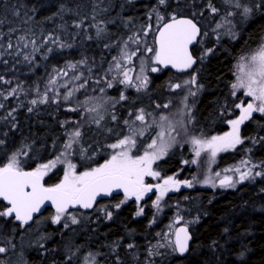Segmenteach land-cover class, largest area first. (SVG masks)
Wrapping results in <instances>:
<instances>
[{
	"label": "trees",
	"instance_id": "1",
	"mask_svg": "<svg viewBox=\"0 0 264 264\" xmlns=\"http://www.w3.org/2000/svg\"><path fill=\"white\" fill-rule=\"evenodd\" d=\"M242 1L241 4H244ZM209 3L220 12L212 13ZM61 4L72 11L54 15L59 12ZM223 4L224 0H167V6L159 5L158 0H0V77H3L0 80V92L4 93L0 96V104L3 105L0 107V141H3L0 144V167L6 165L10 157L17 153L20 166L31 170L54 160L65 151L67 133L80 123V115L69 109L76 108V99L79 98L87 100V105L91 106L102 83L110 81L113 76H119L117 71L113 73L108 67L112 57L117 55L114 49L124 37V40L132 37V41H135L134 38L144 35L145 28H135L134 25L147 22L148 17L157 18L153 9H158L164 20L173 15L188 16L211 28L215 23L214 15L224 14L225 10L237 11L230 5L223 9ZM254 4L251 2L248 6ZM193 13L196 15L193 16ZM227 18L232 21L235 38L223 35L216 41V37L213 39L208 35L201 37L198 45L192 49L193 54L198 56L195 69L198 70L197 77L203 86V93L197 103L198 120L202 124H210L217 118L218 132L224 129L225 117H220L215 108L220 109L226 99V87L232 78V65L243 51L255 47L264 34V9H254L248 19L242 21H237L234 15ZM81 20L82 26L75 27V23ZM96 24L105 29L99 38L94 27ZM21 36L25 37L23 41L19 39ZM145 36L148 44L146 47H152L150 31ZM9 43L12 44L11 48L8 47ZM61 43L65 47L61 48ZM25 44L27 47H24ZM136 49L139 48L134 47L132 51ZM146 49H139L132 60H139L145 55L151 58L152 54ZM207 49L213 51L205 56ZM25 55L29 60L24 59ZM82 60L85 62L79 63ZM125 63L124 68H127ZM70 64H75L76 68L71 69ZM63 72H67V75H63ZM165 73L154 75L153 81L159 83L168 76ZM75 76L80 77L78 83L73 81L77 80L73 79ZM52 79L56 81L54 84L50 83ZM91 83L95 88H92ZM81 84L86 88H80ZM13 88H16V93L9 96ZM69 91L73 95L65 100L64 96ZM45 93L48 100L41 103ZM103 93L111 99L117 95V91L112 89ZM34 99L37 103L32 105ZM29 108H32L31 112ZM109 121L113 123L111 117ZM80 124L82 131L95 132V142L101 141V136L96 133L98 126L87 124L84 127ZM241 137L243 143L219 155L217 166L234 164L245 158L248 166L256 167V172L262 171V175H254L252 180L239 182L233 188L216 191L214 194L195 186L185 193L168 195L162 199V205L157 211L147 203L141 206L129 201L119 209H108L112 212L111 219L104 220L105 213L99 212V224L84 221L74 225L69 223V227L64 228L62 222L52 224L47 217L54 212L45 209L33 220L34 224L36 219L43 221L38 229L43 231L44 239L40 245L32 243V248L23 247L16 255L19 253L25 257L24 264H76L82 256L85 263L88 253L98 254L97 264H136L141 256V264L146 260L150 264H264V119L255 118L245 123ZM249 139L258 144L250 145ZM25 145L30 146L24 148L27 155L20 154V149ZM75 145L73 152L78 151ZM67 159L71 161L72 156L68 155ZM165 164L167 169L178 168L172 159ZM77 168H82V165ZM60 172L61 165L57 164L44 177L45 185H55ZM117 201L101 200L94 208L101 203ZM184 205L192 208L196 217L192 225H187L192 235L189 251L179 257L176 253L170 254V248H160L159 252L165 251L168 255L150 257L146 253L145 260L142 251L147 246L154 247L158 242L165 243L157 233H165L164 226L172 221L175 208ZM139 207L144 208V213L136 216ZM3 208L5 206L0 202V210ZM30 226L25 229H30ZM19 228L12 218L0 217V233L6 239L16 238L20 233ZM8 233L11 237H8ZM7 243L5 246L11 245V242ZM129 244L135 247L129 249ZM132 250L135 252H130ZM113 256L117 257L116 260Z\"/></svg>",
	"mask_w": 264,
	"mask_h": 264
},
{
	"label": "snow or ice",
	"instance_id": "2",
	"mask_svg": "<svg viewBox=\"0 0 264 264\" xmlns=\"http://www.w3.org/2000/svg\"><path fill=\"white\" fill-rule=\"evenodd\" d=\"M159 5L167 6V0H158ZM224 3L230 6H234L236 9L240 10L239 15L243 19H248V17L253 13V10L264 9V0H259L258 3H255L253 6H248L247 4H241L240 0H224ZM209 7L212 13H218L219 9L211 3ZM106 11V9H104ZM65 11H72L71 9H66L64 4L60 5L59 12L54 15H60ZM157 14V20L163 21L164 16L159 14L158 9H153ZM19 15V13H16ZM237 13L229 11L228 16L236 15ZM96 15V6L94 4L93 8V19ZM196 14L193 13V16ZM52 19V17H48ZM228 24L232 22L227 21ZM83 24V21L77 22L75 27L80 28ZM96 27V36L99 38L101 34L105 31L104 28L100 27L99 24L94 25ZM217 28L223 27L222 24H217ZM230 37L235 38L236 33L232 32L231 29L226 33ZM200 35V28L197 26V23L194 19L191 18H177L175 15L171 16V21L164 23L162 27L158 29V36L156 37V47H148L146 51L152 53L151 60L157 64L164 67L171 66L178 71H185L193 66L196 63V60L193 58L192 53L189 50V46L197 41V37ZM21 41L25 37L21 36L19 38ZM51 39V37H49ZM91 39V37H89ZM220 39V36L217 35V40ZM129 40H132V37H129ZM134 43L139 44V40L133 41ZM35 44V41H32ZM53 43H56L53 40ZM61 48L65 47L64 44L59 45ZM9 48L12 47V44L9 43ZM27 47V44L24 45ZM71 47V45H68ZM127 48V42H125V49ZM51 51V49H49ZM139 49H136L132 52H128L122 49V59L127 63L132 62V57L137 55ZM213 49H207L205 56L208 53H211ZM19 54V53H18ZM204 57H201L203 59ZM24 59L27 61L29 57L24 56ZM116 60V58H113ZM85 61H80L79 63H84ZM71 69H75V64H70ZM115 68L119 70L120 74L123 76V79L119 80V84L134 86L139 91L142 88L147 87L148 77L147 76H137L136 80L138 84L133 83V77L130 75L132 69H125L124 66L116 61ZM111 70V69H110ZM161 69L157 67H152V72L160 71ZM141 72H143V66L141 67ZM239 72L242 73L236 78V83L231 85L233 92L232 95H236V90L243 89L244 95L251 98L250 102L241 101L240 103L235 104V108L240 110V114L236 119L228 121V124L231 126V131L226 132L223 136H212L210 139H205L202 137L192 136L190 143L193 145L195 155L199 157L202 152L210 153L211 157L215 158L217 153L226 151L228 149L235 148L237 145L243 143L240 134L241 125L253 117V113L264 114V45H262L259 50L253 54L248 62L242 63L239 65ZM63 75H67V72H63ZM73 79H80L79 76L73 77ZM0 80H3V77H0ZM55 79L50 80V83L54 84ZM5 83H11L10 81H5ZM184 85H196L197 80L196 76L193 75L190 80H185ZM85 87L84 84L80 85V88ZM108 88L113 87L112 81H108ZM173 89H179L182 87L181 84L177 83L171 85ZM198 87H203L199 85ZM78 90V89H77ZM101 92L104 91L103 88L100 89ZM16 93V88H13L11 92L8 93L9 96ZM190 95H195V92L189 90ZM4 93L0 92V96H3ZM73 95L72 91H69L64 99L68 100ZM7 99V96L4 97ZM111 99V98H110ZM127 97L121 92L119 96V101L126 100ZM187 97H185V100ZM48 100L47 94L45 93L41 103H46ZM55 102V101H54ZM85 100L83 103H87ZM118 102V101H117ZM37 100H32L31 104L35 105ZM114 106V105H113ZM187 105H185L186 107ZM0 107H3L0 104ZM160 107V105H157ZM167 108L168 105H163ZM71 111H76V108L69 109ZM29 112L32 111V108L28 109ZM89 112H96L97 107H92L87 109ZM11 116V112L9 113ZM134 115V120L131 121V124L134 125L136 121H139L141 124L145 123L146 113L144 109H139L135 114L129 113V116ZM148 116H151V113H147ZM104 117L101 115L99 119H94V123L98 126L100 121ZM111 119L115 121L117 119L116 115H112ZM167 122V126L165 125ZM125 125H129V120H124ZM156 125L159 127L160 131L157 132L156 138L152 139L151 143L147 145V148L144 150L142 155H133L132 150L136 148L137 136L144 135V129H136L130 127V135H125L123 138L118 139L116 143L109 144L108 147L116 150L111 155L110 159L106 160L103 164H100L97 167L90 168L82 172H77L76 164L72 163L70 160H67V156L71 155L69 150L73 149L74 144H79L80 137L82 136L79 128H76L67 133L68 140L64 145L65 151L57 156L54 160H50L48 163L39 165L32 171H25L20 166V161L17 158V153H14L9 162L0 167V200L6 201L7 206L0 210V217L13 218L15 221L20 222L21 226L29 224L33 220V214L40 212L42 206L45 202H50L55 208V215L51 217L52 224H61L62 219L65 220L63 223L64 228L69 227V221L71 224L79 223L77 216L70 213V208H75L79 206L84 209L93 208L96 203L97 197L100 196H109L114 190H122L124 194V200L120 201L114 205L116 209H119L122 204L126 203L127 200L135 197L137 203H139L145 196L146 193L152 192L155 188L159 195L156 197V200L153 202V206L158 210L160 209V201L164 198L166 193L170 190H179L181 184L192 187L191 181H179L174 177L169 176L167 179L163 180L162 184H146L145 177L157 178L160 176L158 171H154L152 168L153 162L160 159L166 155L167 150L171 147V143L165 140V136H171V133L175 131L174 126L171 121H168V117L161 115L159 123L153 120L152 124L148 127ZM111 131V130H109ZM173 137V141H174ZM159 141V143H158ZM3 141H0L2 144ZM30 146L25 145L20 149V154L27 155V152L24 151V148ZM86 150L83 148L80 149L81 154L83 155ZM65 157L64 160H61V157ZM195 163V161H192ZM58 163H66V169L64 171L63 179L53 185L46 186L44 183V177L48 175L49 171L57 166ZM243 163L247 164V161ZM228 171H232L229 169ZM234 171L239 173V181H243L252 176V169L249 168L248 171L240 172L239 168H236ZM217 176L220 173H216ZM262 175L261 172H256L255 176ZM254 178V177H253ZM233 181L231 176H225L220 180L221 187H234L236 182ZM204 183H209V180H205ZM104 211V209H99ZM144 213V208L139 207L136 216H140ZM105 216L108 219L112 218L111 211H105ZM66 218V219H65ZM182 217H177L176 223ZM172 226L169 225V228ZM227 231V230H225ZM158 236H161V239L165 243H157L154 247H150L148 250L149 256L159 255L163 256L164 253L159 252L160 248H170L171 253H179L183 255L189 251V241L192 239L189 234L187 227L175 228L174 231L169 233H157ZM170 235L174 239L170 238ZM215 244V241H213ZM129 249L135 247L134 244L127 245ZM6 248L0 247V253H4ZM75 255V253H73ZM90 257L94 254L90 253ZM98 255V254H95ZM243 255V254H241ZM69 260L72 259L71 256L68 257ZM87 264H97L95 259H90L87 261ZM154 264V262H152Z\"/></svg>",
	"mask_w": 264,
	"mask_h": 264
},
{
	"label": "rangeland",
	"instance_id": "3",
	"mask_svg": "<svg viewBox=\"0 0 264 264\" xmlns=\"http://www.w3.org/2000/svg\"><path fill=\"white\" fill-rule=\"evenodd\" d=\"M242 2L244 4L246 3L248 5V3L249 4L251 2H255L256 3V2H259V0H243ZM227 6L228 5L227 4L225 5V3L223 5H221V7L223 9H224V7H227ZM239 11L240 10L237 9V11L235 12L237 14L234 15V18L237 21H242L244 19L239 15ZM227 13H228V10H225L224 14L221 13V14H216V15L213 16V18H214L213 22H215V23H213L214 27L210 28V27L205 26L204 24H202V25L200 24L201 25V30H202V38H204V37H206L208 35H211L209 38L215 39V37H216V41H217V35H219V36L225 35L227 38H233V37H230L229 35L226 34L229 29H231L232 32H234L233 31V26L231 24L227 23V21H228L227 20L228 19L227 18V16H228ZM148 19L149 20L147 22L142 23L143 25L141 24L142 26L140 25V23L135 24L134 25L135 28L137 26H139L140 28H146V26H148V24H151V26H153V24H156L155 26H153L155 28L160 23H162V21H158L157 18L151 19L150 17H148ZM217 24H222L223 27L217 28L216 27ZM140 31L142 33V29H140ZM145 35L146 34L144 33V35H142V37H140V38H139V36L136 37V38L133 37L134 40L135 39L139 40V44L134 43L132 40H129V39L124 40L126 37H124V39H121V41H119L118 47H116V49H114V52L115 53L117 52V55L115 54L112 57V59L110 60L109 64H108V67L111 68L113 73L115 71H117L119 73V76H122L120 74L119 70H117L115 68L116 61H119L123 66H124V62H126V61H124L122 59V49L130 52V51H132V49H134V47H137V48L142 49V50H145L147 48L146 46L148 44H147V40L145 39L146 38ZM125 42H127V48L126 49H125ZM262 45H264V34L259 38V40H258V42H257L255 47H253V48H251L249 50L243 51L235 59L233 65H232V71H231L232 79H231V82L229 84V93H230V97L232 99H236L237 95H240V98H242L244 100V102H250L251 101L250 97H247V96L244 95V90L243 89L236 90V95L233 96L232 95L233 89H232L231 85L233 83H236L237 76L242 74V73L239 72V65H241L242 63L246 64L248 62L249 58L253 54H255ZM200 55L202 56V54H200ZM114 57L116 58V60L113 59ZM113 62H115V63H113ZM126 65H127L126 69H130V67H128V64H126ZM131 65L132 66L135 65L136 68H138V69L134 70L133 74L130 73V75L133 78H136L137 76H141L142 77V76L146 75L147 69H149V67L153 65V61L151 60L150 57H147L145 55V57H143V58H141L139 60H132ZM142 66H143V72H141V67ZM197 72H198V70L194 68L189 73L178 74V75H175V76L171 77L173 79H176V81H179V82L181 81L182 87L179 88V89H173L171 86L169 87L170 90H169V93H168L167 100L168 99H173L174 102L169 108L168 107L167 108L163 107V105L160 103L159 105L161 107V112H159V113H156V112H154L152 110H149L148 107L145 105L147 103V101L144 100L146 95L142 96L141 94H135L129 102L135 101V99H139V98L142 99V101L144 100L142 103L137 105V107H132V108H135V111H134L135 113L139 109H144L145 113H146V120H145L144 124H141L139 121H136L135 124L132 125L131 122H130L129 126H132V127L136 128V129L143 128L144 131H145V129H148L149 132H151L150 133L151 134L150 137H151V141H152V139L156 138V134H157V132L160 131V129L156 125H152V127H148V125L152 124L153 120H155V121H157V123H159L160 116L161 115L166 116V117H168V121H171L172 125L175 128V131H173L171 133V136H168V135L165 136V140L167 142L171 143V147L167 150L166 155H168V153L180 155L178 153L177 148L185 147V151L184 152L181 149V152H182L181 155L183 157V159L181 161V167H184V168L187 169L186 170L187 174L186 175L185 174L179 175V172H175L172 175H162L160 173V171H158L156 169V166H157L155 164V162L157 161L156 160V161L153 162L152 168H153L154 171H158L160 173V176L157 177V178H152V177L146 176L147 178L151 179L149 181L150 184H152V185L162 184L164 179H167L169 176H172L176 180H179V181H182V182L183 181H191L192 182V187H191L192 189L195 186L203 187V188L214 187V189L216 188V191L218 192L220 190L223 191V190H227L229 188H233V187H221L220 184L216 183V181H219L220 179L224 178L225 176H231L233 178L234 182L235 181H239V173L234 171L236 168H239L240 172L248 171L249 168L252 169V176L250 178H248V179L243 180V181L252 180L254 175H255V173H256V171L258 169L256 167H254V166H252V167L250 166L249 167L248 163L247 164L243 163L246 160L245 158H242V160H240V161H238V162H236L234 164L232 163V164H224L223 166H217V164H215L213 162V159L212 160L210 159V153H208V152H202L199 157H197L196 155L188 156V152H193L195 154V151L193 149V145L190 143V139H191L192 136H197V137H202V138L208 139L205 136H203L202 134H198V133L193 132L192 129H191V126L194 125L193 122L194 121L196 122V119L198 118V114H197V109L195 108L194 105H192L191 101L193 100V95L189 94V90H191L192 92H196V88L197 87H196V85H191V84L184 85V83H183L185 80H190L193 75L196 76ZM119 76H113L112 77L111 81H112L113 85L118 80V79L117 80H114V79H116ZM97 80H98V78H97ZM73 81H75L77 83L79 82V80H73ZM80 83H82V82H80ZM107 83H108V81H105V82L102 83L103 86H101V88H103L104 91H106L107 89H109V90H111V89L115 90L116 89V88H114V89L113 88H111V89L108 88L107 87ZM91 85H93L92 88H95L93 83H91ZM83 88H86V87H83ZM87 89L91 90L90 86H87ZM142 94H145V93H142ZM185 97H187L186 100H185ZM84 101L85 100L81 99V98L76 99V103L78 104V106L76 104V108H77L76 112H77V114L80 115V116H78L79 122L82 123L84 127L87 124H94L95 126H98L96 123H94V119H99V116L102 115L104 117V119L100 121V124L98 126L99 128H97L96 133H99V136H101L100 137L101 139L106 137V135H108V133L111 132V131H113L115 133L116 129H118L119 124L117 122L114 123V121H113V123H109L110 122L109 121V117H112V115H114L113 114L114 113V106L113 105H115L116 102L119 101V99L117 101L115 100V97H114V99H110V98L106 97L103 92L100 91L95 96V98L92 100L91 106H88L87 103H83ZM170 101L168 103H165V104L163 102V104L164 105H166V104L169 105ZM119 103H120V101H119ZM185 105H187V106L185 107ZM92 107H97V111L96 112L87 111V109L92 108ZM155 107H156V104H154L153 109ZM123 110H125V111H121V114L125 116L126 120H129V121L134 120V116L133 115L129 116V114L127 113L128 108L126 109L125 107H123ZM147 113H151V116H148ZM255 115H258L259 117L264 119V114H261V113L257 112V113H255ZM230 120H232V119H230ZM80 123H79V126L77 125L73 129L79 128V130H81V133L83 134V136L81 137V139L79 140V144H77V145L81 144V147L83 149H85L86 152L83 155L81 154V152H78V154H79L80 157L88 156V155H89V157H92V155H95V151L94 152L88 151V149H86V147H87V145H88V147H90L92 142H95V140L93 139V137L95 135V132H92V131L88 132L87 130L82 131V127H81ZM146 125H147V127L145 128ZM165 125L167 126V122H165ZM225 125H227V127L229 128L228 130L231 131V126L228 124V122H226ZM73 129H71V131ZM109 130H111V131H109ZM173 137L175 138L174 141H173ZM145 141H148V140L145 139ZM151 141L150 142L148 141V144L151 143ZM248 142H249L250 145H257L258 144L253 139H249ZM110 143H112V142H110ZM158 143H159V141H158ZM147 145H145V148L143 146H140V147H138V149H135V154L134 155H142L144 150L147 148ZM99 150L101 151V154H105V157L104 158L102 157L101 160H99V161H97V162H95L93 164L87 165V166H86V163H85L87 161L81 162L80 164L82 165V168H77L76 169L77 172H82V171H85V170H89L90 168H94V167L99 166L100 164H103L106 160L110 159V157L113 154V152L116 151V150L109 149V148L108 149L107 148L106 149H100L99 148ZM228 150H231V149H228ZM87 151H88V153H87ZM71 152H73V149L71 150ZM74 153H77V152L75 151ZM166 155H164V156H166ZM64 159H65V157L62 156L61 160H64ZM81 161H84V160H81ZM192 161H195V163H193ZM58 164L61 165V172H60V175H59V179L57 180L58 183H59L63 179L64 171L66 169V163H58ZM80 164H77V166L80 165ZM37 167L38 166L34 167V169L37 168ZM34 169H31V170H34ZM229 169H232V171H228ZM216 173H220V175L217 176ZM206 179L209 180V183H207V184L204 183V181ZM239 182H242V181H239ZM239 182H236L235 185L238 184ZM182 188H187L188 189L189 187L181 184L179 190L182 189ZM178 191L177 190H170V191H168L166 193L164 198L166 196H168V194L173 193V192L176 193ZM151 193H153V194H151L147 198L148 199V204L151 206V209H155V211H157V208L153 206V202L156 200V197L159 195V193L156 191L155 188L153 189V192H151ZM145 197H146V195L144 196V198L141 201L145 200ZM122 200H124V199L118 200L117 202L120 203V201H122ZM129 201H132V200L131 199L127 200V202H129ZM161 201H160V207L162 205ZM115 204H117V203H113V202L104 203V204L101 203L96 208H94L91 211H89V213H84V212L81 213V212H73V211H71L70 213H72V214L77 216V219H78L79 223L87 221L88 223H98L99 224V222L101 220H100V217H99L98 213L99 212L105 213L106 210H108L110 208H115L114 207ZM99 209H104V211H101ZM191 209L192 208H189L188 205L187 206L184 205V206H180L178 208H175V212L173 213L174 216H173L172 221L168 222L164 226L165 233L171 234V232L173 231L174 227L177 224H180V223L181 224H186L188 226L192 225L195 222L196 217L193 215V211ZM53 215H55V213L49 215L47 217L48 220L49 219L51 220V217ZM178 216L182 217V219L179 221V223H176L175 221H176ZM103 218H104V220L108 219L105 215H104ZM113 219H114V217H113ZM42 222H43L42 220L36 219V223L35 224L33 223V225L30 226V229H25L23 231H20V233H19L20 234L19 235V239L20 240L17 243L15 251L21 250L23 247L32 248L33 247L32 243H35V245H39V243L42 242V240L44 239L45 236H44L43 231L42 230L40 231L38 229V228H40L42 226ZM61 222L64 223L65 220L62 219ZM69 223H70V221H69ZM169 225H171L172 227L169 228ZM73 234H76V232H73ZM170 238H172L171 235H170ZM2 241H3V238H2V236H0V246L1 247H2V244H1ZM101 246H102V244L99 245V247H101ZM149 248L150 247L147 246L142 251L143 254H144L145 260L147 258L145 256V254L146 253L149 254L148 253ZM102 249H104V247ZM130 252H135V251L132 250ZM89 254L90 253L87 254L86 259H85V263L86 264H87V261H89L90 259H95V260L99 259V257L97 258V255L95 256V254H94L92 257H90ZM164 254L167 256L168 252L164 251ZM10 255H12V254H10ZM13 256L12 257H7V256L1 257L0 264H17V262H19V264H24L25 257L23 255L16 256V254H15V256L14 257ZM113 257L116 260L117 257H115V256H113ZM141 257H139V259H140L139 261H136V264H141V261H142ZM151 261H153V260H151ZM20 262H22V263H20ZM83 262H84V257L82 256L79 259V261H76V264H85ZM99 262H100V260H99ZM144 264H150V263L148 262V260H146V262H144Z\"/></svg>",
	"mask_w": 264,
	"mask_h": 264
},
{
	"label": "flooded vegetation",
	"instance_id": "4",
	"mask_svg": "<svg viewBox=\"0 0 264 264\" xmlns=\"http://www.w3.org/2000/svg\"><path fill=\"white\" fill-rule=\"evenodd\" d=\"M170 18L171 17H168L166 20H168ZM164 21H162V22H164ZM194 21L197 23L198 27L200 28V35L197 38L196 44L194 45V46H196V45H198V43H199V41H200V39L202 37V30H201V25L197 22V20L194 19ZM159 25L154 28L153 26H151V24H148V26H146L145 31H144L145 34H148L149 31H150V33L152 35V47H154V41H153L154 34H155L157 28L159 27ZM193 47L191 48V53L196 58V63L191 69H189L187 71H184V72H173V71H171L169 69H162L159 65H157V64H155L153 62V65L150 66L149 69H147V72H146V75H145V76L148 77L147 87L146 88H142L139 91H137V88L134 87V86L119 84L118 81L123 79V77H118L117 78L118 80L116 79L117 81L114 83V85L112 87L113 89L116 88L115 90L117 91V93H116L117 95L115 97V100L117 101L119 99V96H120L121 92H123V94L127 97L126 100L120 101V103L118 101L114 105V113L113 114L116 115V117H117V119L114 121V123L117 122L119 124L118 129L115 128L116 129L115 133L113 131H111L103 139L100 138L101 141L92 142L90 147H88V145H87L88 148L86 147V149H88V151H91V152L95 151V155H92V157H89V155L80 157L78 152H80V149L82 148L81 144L80 145H75L76 147H78L77 148L78 151H77V153H74L75 151L71 153V156H72L71 162L76 164V166H77V164H79L81 162H85V161H87L85 163L88 164V165L93 164V163L101 160L102 157L103 158L105 157V154H101V151L99 150V148L100 149H106V148L108 149L109 148L108 147L109 144L116 143L118 139L123 138L125 135H130L131 134L130 131H129V128L132 127V126H129L130 124L129 125H125L124 124V120H126V119H125V116L121 114V111H125V110H123V107H125L126 109L128 108V110H127L128 114L130 112L135 114V112H134L135 108H132V107H137V105H139L144 100H146L147 103L145 105L148 107V109L152 110V111H154L156 113H159V112H161V107H157V105H159L160 103L162 105H164L165 103H168L171 100L169 105H168V108H169L174 102L173 99H168L167 100L168 93H169V90H170L169 87L171 85H174V84H177V83L181 84V81L180 82L176 81V79H173L171 77H173L175 75H178V74L189 73L198 64V56L193 54V51H192ZM125 64H128V63L126 62ZM130 65H131V63H130ZM152 67H157V68H159L161 70L157 71V72H152L151 71ZM130 69H132V71L130 73L133 74L134 70H137L138 68H136L135 65H133V66L131 65ZM161 72H166L165 74L168 75V76H165L163 79H161V81L159 83L156 84L153 81V76L154 75H158ZM197 75H198V73H196V80H197V84H196L197 88H196V92H195L196 94L193 96V100L191 101L192 105H194L196 109H197V103H198V101L200 99V96L203 93V87H198L199 85H202V84L200 83L199 78L197 77ZM230 82H231V80H230ZM230 82H229V84H230ZM133 83L134 84H138L139 82L136 80V78H133ZM229 84L226 87V99L224 100L221 108L219 109V107H217V110L215 108L216 113L219 114L220 117H225V120L223 122L224 129L221 130L220 132L217 131V129H218V127H217V118H215V120L213 122H211L210 124H202V122H200L198 120V118H197L196 122L195 121L193 122L194 125L191 126V129H192L193 132L198 133V134H202L206 138L210 139L212 136H220V135L222 136L223 134H225L226 132L229 131L228 130L229 128L227 127V125H225V123L228 122L230 119H233V118L236 119L239 116L240 110L235 108V104L240 103L241 101H244L242 98H240V95H237L236 99H232L230 97ZM142 93H145V94H142ZM135 94H141L142 96L146 95V97H145V99L143 101H142V99L139 98V99H135V101L129 102ZM163 102H164V104H163ZM154 104H156V107L153 109ZM212 113L215 114L214 111H212ZM255 118H261V117H259L258 115H255V113H253V117L251 119H249L248 121H245V123H249L252 119H255ZM129 122H131V121H129ZM244 124L241 125L240 134H241V129H242ZM146 127H147V125L145 126V128ZM150 133L151 132H149L148 129H145L143 136H137L136 137L137 144H136V148H134L132 150L133 155L135 154V149H138V147H140V146H143L145 148V145L148 144V141L149 142L151 141V137H150L151 134ZM145 139H147L148 141H145ZM242 140H243V138H242ZM110 142H112V143H110ZM109 149H111V148H109ZM181 149L184 152L185 151V147L177 148L178 153L180 155L168 153V155L163 156L162 158H160L159 160H157L155 162V164L157 165L156 169L158 171H160V173L162 175H172L175 172H179V175H183V174L186 175L187 174V171H186L187 169L184 168V167H181V161L183 159V157L181 155V153H182ZM88 151H87V153H88ZM228 151H230V150H226V153ZM224 153H225V151L217 153L215 158L211 157V155H210V159L211 160L213 159V162L215 164H218L219 155H223ZM194 155L195 154L193 152H188V156H194ZM170 159L176 161V165L175 166L178 167L177 169L176 168L167 169V166H166L165 162H167ZM81 160H84V161H81ZM145 178H146L145 179V183L146 184H150L149 181L151 179H149L147 177H145ZM216 183H217V181H216ZM190 189H191V187H189L188 189L187 188H182L178 192H176V193L173 192V193H170L168 195L180 194L182 192L185 193L187 190H190ZM198 189H200V190H202V189L208 190L211 194L212 193L214 194L216 192V188L214 189V187H209V188L198 187ZM151 194H153V193H151V192L146 193L145 194L146 195L145 200L140 201L139 203H137V201H135V197H132L131 200L133 202L141 205V206H144V204H146V203L148 204V199L147 198ZM114 199H118V200L124 199V195H122V194L114 195L111 198L103 200V201H111V200H114ZM88 211H90V209L86 210L84 212H88ZM32 223L30 225H32ZM14 224H16L17 226L18 225L20 226V228H21V229L19 228L20 231H23V230H25V227L30 226V225L21 226L20 224H17L15 222H14ZM14 232L16 233V231H14ZM7 235H8V237H11V236H9V233ZM19 235L20 234H18V236L16 237L18 240H19ZM0 236H2V238H3V241L1 243L2 247L6 248V251L4 253H0V259L3 256H7V257H12L13 255L15 256V254H17V252L20 251V250L15 251L17 243L19 241L16 238H8V239H6L5 237H3L2 233H0ZM7 242H11V245L5 246V243H7ZM10 254H12V255H10ZM19 255L20 254H18L16 256H19Z\"/></svg>",
	"mask_w": 264,
	"mask_h": 264
},
{
	"label": "water",
	"instance_id": "5",
	"mask_svg": "<svg viewBox=\"0 0 264 264\" xmlns=\"http://www.w3.org/2000/svg\"><path fill=\"white\" fill-rule=\"evenodd\" d=\"M176 17H177L178 19H179V18H190V17H187V16H176ZM170 21H171V18L168 19V20H165V21L162 22V23L159 25V27L157 28V30H156V32H155V34H154V38H153V41H154V47H156L155 41H156V37L158 36V29H159L160 27H162V25H163L164 23H168V22H170ZM197 26H198V25H197ZM198 37H199V36H198ZM198 37H197V38H198ZM196 42H197V41H196ZM196 42H194L192 45L189 46V50H190V52H191V48L196 44ZM193 58L196 60V58H195L194 56H193ZM194 65H195V64H193V66H194ZM159 66H160L162 69H169V70H171V71H173V72H184V71H178L177 69H174V68H172L171 66H167V67H164V66H162V65H159ZM193 66H192V67H193ZM192 67H191V68H192ZM191 68H189V69H191ZM189 69H187V70H189ZM187 70H185V71H187ZM24 170H25V171H32V170H30V169H24ZM222 179H223V178H222ZM220 180H221V179H220ZM220 180L217 181L218 184H220ZM46 186H48V185H46ZM118 194H122V195H124L122 190H114V191L112 192V194L109 195V196H100V197H97L96 203L99 202V201H101V200L109 199V198H111L112 196H114V195H118ZM0 202H1L5 207L7 206V202H6V201L0 200ZM96 203H95V204H96ZM95 204H94V205H95ZM93 207H94V206H93ZM45 209H50L51 211L55 212V208H54V206H52L50 202H45V204H44V206H42L40 212H38V213H34V214H33V220H34L36 217H38L40 214H42V213L44 212ZM70 210H81V211H86V210H89V209H84V208H81V207H79V206H76L75 208H70L69 211H70ZM12 220H13L15 223H17V224H20V222L15 221L13 218H12ZM33 220L30 221L29 224H27V225H30V224L33 222ZM27 225H24V226H27ZM182 226L188 228V226L185 225V224H177V225L174 227V229H175V228L182 227ZM174 229H173V231H174ZM188 230H189V228H188ZM189 234L191 235L190 230H189ZM191 237H192V235H191ZM172 239H174L173 236H172ZM191 240H192V239H191ZM191 240L189 241V246H190ZM186 253H187V252H186ZM186 253H184L183 255H180L179 253H176V255L179 256V257H182V256H184Z\"/></svg>",
	"mask_w": 264,
	"mask_h": 264
}]
</instances>
